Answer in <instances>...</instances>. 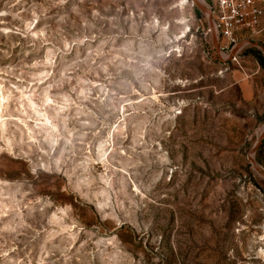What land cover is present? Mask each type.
Wrapping results in <instances>:
<instances>
[{
	"label": "rangeland",
	"instance_id": "obj_1",
	"mask_svg": "<svg viewBox=\"0 0 264 264\" xmlns=\"http://www.w3.org/2000/svg\"><path fill=\"white\" fill-rule=\"evenodd\" d=\"M196 1L0 0V264H264V13Z\"/></svg>",
	"mask_w": 264,
	"mask_h": 264
},
{
	"label": "built area",
	"instance_id": "obj_2",
	"mask_svg": "<svg viewBox=\"0 0 264 264\" xmlns=\"http://www.w3.org/2000/svg\"><path fill=\"white\" fill-rule=\"evenodd\" d=\"M205 0H203L204 2ZM213 29L217 39H227L228 44H237L239 30L256 28L264 13V0H208ZM206 3V2H205Z\"/></svg>",
	"mask_w": 264,
	"mask_h": 264
},
{
	"label": "water",
	"instance_id": "obj_3",
	"mask_svg": "<svg viewBox=\"0 0 264 264\" xmlns=\"http://www.w3.org/2000/svg\"><path fill=\"white\" fill-rule=\"evenodd\" d=\"M197 2V1H196ZM197 6L200 8V9H202V10H204V11H206L207 13H208V17H209V22L212 24V17H211V12L206 8V7H204V6H202L201 4H199L198 2H197ZM212 26H213V24H212ZM252 45H254V46H257V43H255V42H250ZM264 138V132H262L261 133V135H260V137H259V139H258V141H257V143L254 145V147H253V149H252V153H254L257 149H258V147H259V145H260V143H261V141H262V139ZM250 158V162L251 163H254V159L252 158V157H249ZM256 169L259 171V169L256 167ZM260 174L264 177V173L263 172H261L260 171Z\"/></svg>",
	"mask_w": 264,
	"mask_h": 264
},
{
	"label": "bare ground",
	"instance_id": "obj_4",
	"mask_svg": "<svg viewBox=\"0 0 264 264\" xmlns=\"http://www.w3.org/2000/svg\"><path fill=\"white\" fill-rule=\"evenodd\" d=\"M198 2H199V4H201V2L199 1V0H197ZM262 132H264V126H263V128H262V130H261V133Z\"/></svg>",
	"mask_w": 264,
	"mask_h": 264
}]
</instances>
